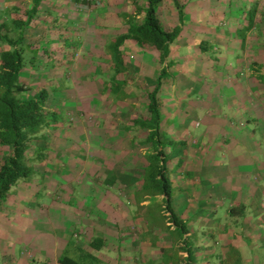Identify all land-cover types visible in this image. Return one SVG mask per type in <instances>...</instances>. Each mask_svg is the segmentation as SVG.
Segmentation results:
<instances>
[{"label":"crops","instance_id":"1","mask_svg":"<svg viewBox=\"0 0 264 264\" xmlns=\"http://www.w3.org/2000/svg\"><path fill=\"white\" fill-rule=\"evenodd\" d=\"M51 1V11L56 16L62 14L75 23L79 21L78 12L74 9L70 12L65 0ZM49 3L44 6L45 10L50 8ZM213 3L209 7L207 2L193 0L187 19L209 20L217 11L219 19L225 20L224 29L231 19L238 21L233 22V27H238L256 1L216 0ZM137 4L134 0H106L105 7L111 11H106L107 14L121 12L127 16L124 29L81 33L84 43L78 50L86 47L76 81L94 90L88 94L67 90L63 96L68 100L66 110L70 113H67L78 116L82 105L100 103L102 94L96 89L100 91L102 78H108L103 63L107 70L111 63L109 55L102 57L101 54L127 32L126 20L135 17ZM7 7L0 2L1 11ZM222 8L229 10L222 12ZM159 14L167 27L176 26L178 13L172 0L164 1ZM193 25L171 46L167 81L172 94L163 109L162 132L172 144L167 157L172 161V171L173 167L179 170L176 175L169 174L174 190L181 191L173 201L175 213L180 220L188 215L196 217L195 223L200 228L209 229L210 240L202 243L207 246L201 245L199 254L214 245L215 250L222 247L225 257L231 254L233 264H264V26L249 32L245 25L210 32L206 31L209 27L196 29L197 24ZM245 31L243 41L236 38ZM259 32L263 37H258ZM203 37L211 40L215 37L220 44L215 49L220 54L217 68L201 54ZM121 50L133 62L125 75L133 78L128 89L134 99L135 84L154 88L162 65L154 51L131 41H126ZM231 55H241L237 59L239 70H234ZM253 65L261 68V78L259 74L253 75ZM44 82L42 75L34 83ZM105 110L106 116L96 113L105 127L96 128L90 138L85 127H71L55 134L58 136L53 146L55 154L48 156L49 162L42 169L48 185L43 187L41 196L44 197L38 205L31 198L34 194L26 196L27 187L19 188L10 196L5 208L12 221L7 226L18 238L21 251L18 255L17 246L12 252L10 246L8 251L3 249L6 259L13 257L17 263L23 258L29 262L32 255L40 259V264H60L59 259L64 255L77 261L95 260L94 264H162L163 252L168 247L181 249L184 237L178 232L174 237L166 232L164 241L161 237L160 203L152 204L147 195L137 202L142 186L138 178L143 174L142 167L147 165L143 156L147 146L131 142L133 137L124 135L133 126L131 117L134 119L141 112L123 103L117 108L106 106ZM52 191L59 196L58 201L48 199ZM229 203L232 207L228 213L233 221L222 225L217 221V212ZM241 207L245 211L243 216L232 217V211ZM133 225L138 226L137 234L131 232ZM213 229L220 230L217 240ZM7 239L14 237L10 234ZM95 240L102 242L98 250L92 247ZM27 243L31 249H23ZM89 254L92 256L88 257ZM183 254L188 256V252Z\"/></svg>","mask_w":264,"mask_h":264},{"label":"trees","instance_id":"2","mask_svg":"<svg viewBox=\"0 0 264 264\" xmlns=\"http://www.w3.org/2000/svg\"><path fill=\"white\" fill-rule=\"evenodd\" d=\"M93 1H64L70 12L73 9L78 12L79 21L75 23L62 14L56 16L57 13L51 11V0H15L13 2L0 0L2 4L8 6L3 11L0 10V247L6 237L13 233L11 227L7 226L9 222L11 224L12 219L5 208L12 193L19 188L27 187L26 196L30 197L34 194L31 198L35 199L38 205L39 199L43 196H41V191L45 185H48V179L42 169L44 170L49 162L48 156L55 154L53 146H56L55 140L58 139L55 134L71 127L78 129L85 127L90 138L92 131H96V128L105 127L104 122L96 113L100 112L98 113L100 116H106L104 112L107 100L114 102L115 108L123 103L126 107L141 112L140 115H135L134 119L131 117L130 124L133 126L129 127L130 131L124 135L125 138L133 137L134 141L131 142H137L143 147L147 146L143 155L147 165L142 167L143 163H140L143 174L138 178L139 184L142 185L141 195H134L137 197V202L140 203L146 195L149 196L152 204L157 205L159 202L158 207L165 219L167 232L171 235L178 232L182 238L184 237V234L179 232L180 219L175 213L172 197L174 183L169 175L172 161L167 157V150L172 144L162 132L163 109L166 108L167 98L172 94L167 81L171 46L177 43L183 33L189 31V28H193L194 23L197 24L196 29L209 27L206 31L211 32L224 29L222 24L225 20L219 19L220 12L217 11L216 15L211 16L209 20L187 19L193 0H172L173 8L178 13V21L176 26L170 29L164 24L159 14V9L165 0H134L138 3L137 12L135 17L126 20L127 32L117 37L116 42L111 43L101 54L102 57L109 55L111 63L108 64V70L106 63H103L104 72L108 78H102L100 91L96 89V92L102 94L100 103H97L98 108L94 109L97 104L93 106L84 104L82 105L83 110L77 116L73 113L69 114L70 112L66 110L68 100L63 96L67 90L72 89L68 84L70 77L67 71L69 69L62 63L66 55L59 53L58 50L61 49L64 52L74 47L77 48V52L78 47L84 43L83 37L80 36L81 33L88 35L91 30L95 29L105 32L108 31L107 28L115 31L121 30L124 29V19L127 18L121 12L107 14L106 11L109 8L105 7L107 6L105 5L106 0H95L96 3L101 4V7L93 6L95 5ZM199 1L207 2L209 7H212L216 0ZM255 1L253 9L248 11L249 19L240 21L248 32L264 26V0ZM47 3L51 6L45 10L44 6ZM118 6L122 8L121 5ZM82 7L93 11L94 17L87 19V11ZM222 10V12H228L229 9L222 8ZM229 22L230 24H226L225 27L227 30L241 26L239 24L238 27L235 25V28L233 27V22H238L235 19ZM245 34L246 31L245 33L240 32L236 38L243 41L246 38ZM261 35L259 32L258 37L260 38ZM206 38L203 37L200 41L201 54L210 61L218 63L219 59L216 55L219 52H216L214 48H219L220 44L215 37L213 40ZM126 41L154 51L162 65V72L154 88L135 84L134 103L132 102L133 96L128 89L132 87L133 82L129 80L133 78L128 79L125 75L130 69L129 65L133 62L121 50ZM61 54L63 59L59 58ZM254 66L253 75L259 74L258 78H261V68L255 66L256 69ZM46 70L47 72L44 73ZM42 75L45 77V82L35 85L34 80ZM77 83L81 90L77 89L74 92L90 93L92 88L88 84ZM138 140H144V143ZM56 194L52 191L48 199L58 201L59 196ZM134 196L131 197L132 200ZM154 206L151 208L153 209ZM244 212V207L234 209L232 217L243 216ZM151 214L153 216V212ZM137 229L138 226L133 225L131 232L137 234ZM101 244L102 242L95 240L92 247L98 250ZM181 249H184L183 252H188L185 241ZM90 256L92 255L89 254L88 257ZM6 257L3 248H0V264H40V259L34 256V258L30 257L32 259L29 262L21 258L17 263L13 257L12 259H6ZM5 260H8L7 263ZM93 261L96 263L95 260ZM59 263L91 264L89 260L77 261L64 255L59 259Z\"/></svg>","mask_w":264,"mask_h":264},{"label":"rangeland","instance_id":"3","mask_svg":"<svg viewBox=\"0 0 264 264\" xmlns=\"http://www.w3.org/2000/svg\"><path fill=\"white\" fill-rule=\"evenodd\" d=\"M93 2H95V5H93V6L101 7L100 3L99 4L96 3L95 0ZM82 8L87 11V13H86V16L88 15L87 19L91 18V17H94V12L93 11L88 10L87 7L86 8L82 7ZM247 17H248V15L245 16V19H247ZM248 19H249V17H248ZM83 23H84V21L82 22V25H83ZM85 47L86 46H84V48ZM84 48L82 47V49H79L77 52H76L77 48L75 49L74 47H72L69 51L66 50L64 52L61 49L58 50L59 53H62L63 55H66V57L64 58V61L62 63L65 66H67V68L69 69L67 71V75H69V77H70V81L68 82V84H69L70 89H72V90H70L71 92H74L77 89L79 90V88H80L79 84L77 83L76 80L78 78V71H79V67H80V61H82L83 56L85 54L84 53L85 52ZM214 49H217V48H214ZM62 54L59 56V58H61V59H63L62 58L63 57ZM219 55L220 54L217 53L216 57L219 58ZM238 56H241V55H234V56L231 55V57H229L231 63L234 64V70L238 69V67H237ZM211 63L213 64L214 68H217V67H215L216 64H217L216 61H211ZM69 66H70V68H69ZM46 72H47V70L44 73H46ZM43 80H44V78H42V81ZM34 81H36V80H34ZM132 102L134 103L135 99H132ZM106 106H107L108 109H110L114 105L110 104V100H107ZM173 170L175 172L172 171V169H171V173L173 175H176V173H179L178 167H176V168L173 167ZM172 174H170V175H172ZM180 192H181L180 190L175 189L173 191V193H172V197L175 199V195L179 196ZM229 207H232V205L230 203L228 205H226V206L223 205L221 207V209L217 212V221L222 222V225H224V224L226 225V221H229V222H227L228 224L231 221H233L229 217V213H228ZM191 217L192 216L188 215L184 219H181L180 222H179V224H180L179 225V232H182L184 234V241L186 242L187 245H189L188 256L186 257V255L183 254V250L184 249H180V248L177 247L176 249L171 250V248L168 247L169 250H167L166 252H163V255L165 254V256H164V259L161 260L160 262L162 264H168V263L177 264V263H179L181 261L190 262L191 264H233L232 263V259H231L232 255L231 254H227L226 257H225V254H223L222 251H221L222 247H218L217 248L215 246V248H217L215 250L214 249V245H210L209 248H205L204 251H202L203 253H201V254L198 253L199 249L201 248V245L204 246V247L207 246V245H203L202 243H204L205 241L208 242V239L210 240V233H209L210 231H209V229L200 228V226H198L197 223H195L196 222V220H195L196 217H194V219H193V217L191 219ZM160 219H161V221H160L159 229H160V231H162L163 235H161V237L163 238V241H164L165 238L167 237V234H166L167 228H166V224H165V219L164 218H160ZM190 220H191L190 223H192L191 224L192 228L190 227V223L188 222ZM232 227H233L232 230L235 231L234 225H232ZM212 232L215 233V235L213 237H214V239L216 238V240L221 235L219 229H213ZM167 233H169V232H167ZM185 233H186V235H185ZM29 235L31 236V234H29ZM170 235H171V233H170ZM172 235L174 237L175 234H172ZM11 236H13L14 239L4 240L3 241L4 245H3V247L1 246L0 248L1 249L2 248L3 249H7V247L10 246V248H11L10 251L12 252L15 249V247L17 246L16 249H17V252H18V255H19L20 251H21V245L18 244L19 241H18V238L16 237V235H14L12 233ZM161 237H160V240H162ZM16 242H17V244H16ZM30 247H32V246L27 243L26 245L23 246V249H27V248L31 249ZM7 251H8V249H7ZM29 253H28V255H29ZM190 253H193V255L190 256ZM212 253H214V254H212ZM182 255H183V257L185 259L182 257ZM29 256L32 257V255H29ZM227 256H229V258H227ZM186 258H187V260H186ZM7 261L8 260H5L6 263H7Z\"/></svg>","mask_w":264,"mask_h":264}]
</instances>
